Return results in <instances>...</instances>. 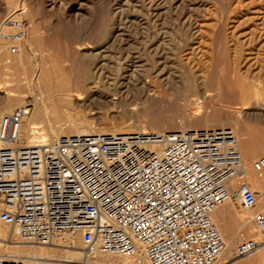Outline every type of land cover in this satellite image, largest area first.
<instances>
[{
	"label": "built area",
	"instance_id": "2783aa9c",
	"mask_svg": "<svg viewBox=\"0 0 264 264\" xmlns=\"http://www.w3.org/2000/svg\"><path fill=\"white\" fill-rule=\"evenodd\" d=\"M10 23L16 32L6 37L18 42L24 32ZM30 110L24 104L0 117V222L24 242L48 245L79 233L86 258L218 264L226 242L210 213L236 194L242 208L256 204L231 127L90 132L31 144L21 131ZM253 168L264 171V156ZM254 222L264 232V215ZM262 245L240 231L236 256ZM0 264L32 263L2 257Z\"/></svg>",
	"mask_w": 264,
	"mask_h": 264
},
{
	"label": "rangeland",
	"instance_id": "374dc122",
	"mask_svg": "<svg viewBox=\"0 0 264 264\" xmlns=\"http://www.w3.org/2000/svg\"><path fill=\"white\" fill-rule=\"evenodd\" d=\"M48 1L52 0H0V33H15L10 21L17 19L25 37L35 47H32L34 55L26 53L24 45L22 47L24 57L28 56L26 60L31 61H26L24 71L16 60L13 63L16 56L11 58L9 54V49L18 44L17 41L0 37L7 46L0 49V81L6 91L19 95L13 101H0V117L6 107L14 110L22 101L29 104L31 110L34 107L30 101L32 93L23 80L25 72L30 75L35 70L32 58L43 56L46 63L68 59L63 63L72 62V69L78 77H88L86 80H89L99 60L95 57L99 48L105 49L111 63L102 78L101 97L81 101V106L62 112L61 118H52L54 122L58 121L57 124H61L62 118L63 124L69 119H78L80 122L93 121L98 127L96 123L101 119L120 127L123 125L128 129L125 132L139 131L134 129L138 126L152 131L150 125L154 122L178 130L184 119L209 112L222 120L229 119L225 126L231 127L236 113L245 108V95L253 97L255 89H260L259 97L264 102V0H60L66 10L76 11V19L69 17L72 13L69 11L66 15L50 11ZM22 11L20 18L15 17ZM5 20L7 25L3 27ZM88 50L94 54H85ZM116 63L121 65L116 66ZM57 67L62 69V64ZM130 69L152 82L150 92L156 96H145L141 85L126 82L125 74L132 73ZM153 70H163L165 76L169 75L173 81L172 89L153 76ZM16 83H20V87ZM204 94L211 99L203 98ZM236 119L237 130L250 137L247 142L264 145V117ZM40 126V132L47 133L46 124ZM260 156L264 153L246 159V163L253 165ZM253 171L257 173L254 168ZM244 181L250 187L253 185V181ZM229 224L233 225L231 232L243 231L234 228V221L229 220ZM0 225L13 229L3 222ZM250 225L252 230L256 229L255 224ZM263 235L247 238L263 239ZM80 239L79 235L70 244L74 248L65 247L64 243L57 247L83 251ZM261 251L244 256L251 258L245 264H264V249ZM4 252L8 253L0 248V254Z\"/></svg>",
	"mask_w": 264,
	"mask_h": 264
},
{
	"label": "bare ground",
	"instance_id": "6f19581e",
	"mask_svg": "<svg viewBox=\"0 0 264 264\" xmlns=\"http://www.w3.org/2000/svg\"><path fill=\"white\" fill-rule=\"evenodd\" d=\"M126 1L130 2L132 0H126ZM181 1H183V0H181ZM43 2H44V0H43ZM48 6L50 7V11L55 12V10H56L63 15H66V11L72 12L69 15V17L72 19H76V16H77L76 11L74 9L66 10L67 8L64 7L63 1L62 2H60V0H52L51 2L48 1ZM181 7H183V6H181ZM17 13H18V11H17ZM23 13H24V11L17 14L15 17L20 18L21 14H23ZM57 18H59V17H57ZM12 21H16L17 28L23 30L22 25L20 24L19 20L12 18ZM5 22H6V20H5ZM6 25H7V22L3 24V27H6ZM12 28L15 29L14 27H12ZM23 32L25 33L24 30H23ZM31 33H32V31H31ZM8 35L9 34H7V33H2V32L0 33V37L3 36L4 38H7L6 36H8ZM29 37H31V36H29ZM17 43L18 44L15 43L16 45H18L17 50L14 52L10 48L9 54L12 55V57L10 56L11 58H13L14 55L16 56L14 58L13 63H16V61H17L18 65L22 66L23 70H24L25 64L30 63L31 61L28 62L26 60L28 57L26 54H25V56H27V57H24V55L22 53V47L24 45L25 49L27 50L25 52L26 53L28 52V54H29V52H31V54H33L32 53V52H34L33 48H35V47H33V44L29 41V39H27L25 37V35ZM6 47L7 46L4 43H2V39H1L0 40V49L4 50ZM156 49H158V48L156 47ZM105 53H106V51L103 48H99L98 54L95 53V54H97V55H95V57L98 58L99 60L95 64L96 69L92 73L89 80H86V79H88V77L86 79H80L78 77V75L72 69V62L63 63V61H69L68 59H60L59 61H55L56 60L55 59L52 61H48V59L46 58L48 61L47 63L45 62V58L43 60V56L41 58H40V56H38V58L34 57L31 59L32 60L31 64L35 65V70L33 67H31V70L33 69L34 71L30 75H28V73L26 74V72H25L23 80H25L24 82L27 86L26 88L28 89V91L30 93H32V95L30 96L31 97L30 101L33 102L34 107L32 108V110L29 111V114L27 116H25L24 121L22 123V128H21L22 134L26 137V139L28 140L29 143L34 144V143H39V142H53L60 135H72V134H82V133H90V132H125V130H128V129L122 127L123 125L120 127L119 124L109 123L108 121L101 120V119L98 120L96 123V124H98V127H95L96 125L93 124V121L91 122V121H86V120L83 121L82 120L80 122L78 119H71V120L69 119V121L67 123L64 122L65 124H63L62 123L63 118H62V119H60L61 124L60 123L57 124L58 121L54 122L52 119V118H55V120H56L57 117L61 118V116H59V115H61L62 112H66V111L72 109L74 106H81V104H80L81 101H85V100H88L90 98L97 97V96L101 97L102 93L100 91H101V88L103 87L102 83L104 81L102 78L105 76L104 75V73L106 72L105 68L111 67L110 60L108 59V56ZM31 54H30V56H31ZM85 54L93 55L94 53L88 50ZM26 61H27V63H26ZM45 64H49V65L45 66ZM58 64H62V69H59L57 67ZM115 65L118 66V65H121V63H116ZM133 65H131V67ZM125 66H128V65L126 64ZM154 67L156 69V66H152L153 69H154ZM131 71H132V73H130L128 75H127V73L125 74L126 75V78H125L126 82L130 85L132 83L134 85H137V84L141 85V87L143 88L142 93L143 92L146 93L145 96H153V95L156 96V94H152L150 92L152 82L148 81V79H146V78L139 77V74H137V71H135V69H133ZM126 72H128V71H126ZM163 72H164L163 70H153V71H151V74L153 76H156L160 80V82L164 86H166L168 89L169 88L172 89L171 84L173 83V81L170 79L169 75L165 76L163 74ZM108 75H110V74H108ZM108 80H109V78H108ZM259 83H257V84H259ZM17 85H18V87H20V83H18ZM130 85H129V87H130ZM263 85H264V83L262 84V86ZM190 87H192V86H190ZM250 88L251 87L249 86V89ZM255 90H256V91H254L255 95L253 97H251L249 95H245V102H244L245 108L240 109L236 113L237 114L236 118H239V117L245 118L246 117L247 119L249 118L251 120V119H255L259 116L264 117V102H262L260 100V97H259L260 89H255ZM261 90H262V88H261ZM252 91H253V89H252ZM18 97H19L18 93L15 94V93H11V91L10 92L6 91V89H4V86L2 85V82L0 81V101H5V103H6V101H8V100L13 101L15 99H18ZM203 98L211 99V96L204 94ZM8 103L9 102H7V104ZM24 103H26V102H24ZM24 103L22 101L20 104L24 105ZM7 104H5V105H7ZM5 110H6V112L3 115L8 114L11 111H13V110L10 111V107H6ZM196 115L194 118L184 119V121H182V123L179 124V127L181 129H185V127H187V128L188 127L199 128V127L225 126L226 121L229 120V119H224V118H223L224 120H222L221 119L222 117L219 118L217 116L210 114L209 112H206L204 114H196ZM71 117H73V115ZM97 118H99V117H97ZM236 118H234V119L237 120ZM235 120L233 121L235 126L232 125L231 128H233L234 132L237 135L239 149L243 155V162H244V169H245L244 179L246 181L248 180V181L252 182L254 175H256L257 178L261 177L260 174L263 175L264 171L262 173H258V172L254 173L252 163L250 165H248V163H246V159L253 158L262 149H259V151H258V149L256 148V146H257L256 143L253 142L254 145L256 144L254 146L253 144L247 142L248 136H246L244 134V132H242L241 130H240L241 132H239L237 130L238 127H236V121ZM41 123L46 124V128H47L46 132L47 133H42V131L40 132ZM154 123L157 124V122H154ZM154 123H152V124L150 123L151 124L150 129L152 130L150 132L164 133V132L174 131V130H172L174 128L171 129V126H169L170 128H168L167 126L166 127L165 126H158ZM230 123H231V121H230ZM241 128H242V126L240 127V129ZM134 129H138L139 131H145L142 126H138ZM252 133L253 132H251V134ZM248 138L250 140V137H248ZM261 145H263V144H261ZM258 154H260V153H258ZM257 178H256V180H257ZM237 182H238L237 178L232 179L231 184L233 185V187L236 185ZM249 187H250V185H249ZM251 187H253V185H251ZM256 188H257V185H256ZM259 193L256 195H259ZM256 197H258V196H256ZM255 210H256L255 208H252V209L242 208L240 206V196H239V194H236V195H234V197L231 200H229L228 202H226V203L220 205L219 207L215 208L210 213V217L212 218L214 223L217 225L220 233L222 234V236L226 242L225 249L220 256L218 264H245L246 260L251 259L249 257H248V259H246V257H244V256H247L249 254L244 255V256H236L235 248H236L237 243L235 244V241L240 238V232H238V231L235 233L231 232L232 230H230V229H232L233 225L231 226L229 224V220L234 221V223H235L234 228H239V229L243 230L245 237H249L250 235H255V237H256V235L257 236L261 235L264 232H262V233L257 232L256 229L252 230V227L250 224H253V225L255 224V222H254ZM79 235L80 234L77 233L74 235H66V236L56 237L53 240V242L50 243V245H52V246L41 245V244L36 245V243L24 242L20 237L18 229L13 228L10 230L7 227H2L0 225V248L1 249L3 248L4 250L8 251L7 254L5 252H4L5 254H0V258L12 257V258L27 261V262L32 263V264H74V263L78 264V263H82V261L85 259H86L88 264H135L132 258L121 256V255L96 254V255L84 258L86 256H85L84 252L81 250L59 249L57 247L58 245H61L62 243H64L63 246L74 248L71 245H72V243H74V240ZM260 240L264 241V238L260 239ZM3 245H4V247H3ZM263 248H264V245H262L260 247V249L257 250V252L263 250ZM255 252L256 251H254L250 254H254ZM249 256H251V255H249Z\"/></svg>",
	"mask_w": 264,
	"mask_h": 264
},
{
	"label": "crops",
	"instance_id": "0c3cea01",
	"mask_svg": "<svg viewBox=\"0 0 264 264\" xmlns=\"http://www.w3.org/2000/svg\"><path fill=\"white\" fill-rule=\"evenodd\" d=\"M256 148L258 149V151H259V149H262L258 152L260 154L257 153L256 155H261L264 153V146L263 145H257ZM260 176L261 177L257 178L256 175H254V177H253V181H254L253 182V191L255 190L254 191L255 195L260 192L259 195H256L258 197H256V204H255L254 208L256 209V211H258V213H261L264 215V172H263V175L260 174ZM256 178H257V180H256ZM256 185H257V188H256Z\"/></svg>",
	"mask_w": 264,
	"mask_h": 264
}]
</instances>
